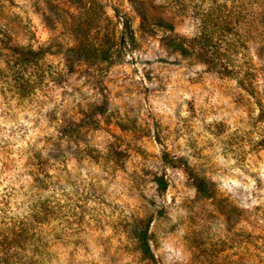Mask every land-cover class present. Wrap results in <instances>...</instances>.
I'll list each match as a JSON object with an SVG mask.
<instances>
[{
  "label": "rangeland",
  "instance_id": "obj_1",
  "mask_svg": "<svg viewBox=\"0 0 264 264\" xmlns=\"http://www.w3.org/2000/svg\"><path fill=\"white\" fill-rule=\"evenodd\" d=\"M205 2L0 0V264H264V0Z\"/></svg>",
  "mask_w": 264,
  "mask_h": 264
},
{
  "label": "trees",
  "instance_id": "obj_2",
  "mask_svg": "<svg viewBox=\"0 0 264 264\" xmlns=\"http://www.w3.org/2000/svg\"><path fill=\"white\" fill-rule=\"evenodd\" d=\"M209 3L210 8L205 10H200V8H197L196 14L198 15L200 19V24H207L210 19L215 18L217 15H223L220 10L216 7V0H201V4ZM216 7V8H215ZM229 20V18H228ZM227 24H230L228 21ZM176 47H182L181 50L187 53L188 55H195L199 62L207 65L210 67L213 72H215L220 77H225L227 74H229L227 68L223 65V57L226 55L225 53H222L223 51H219L217 49L210 50V47L206 42H198L195 41L191 46H176ZM141 249L143 254H145L147 257L154 259L153 254L150 250V247L148 245V242L146 240V232L141 237V243H140Z\"/></svg>",
  "mask_w": 264,
  "mask_h": 264
}]
</instances>
